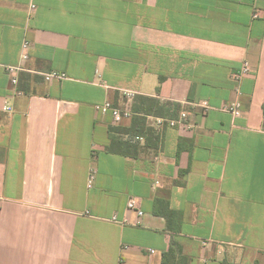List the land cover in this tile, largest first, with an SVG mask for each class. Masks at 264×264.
<instances>
[{
    "label": "crops",
    "instance_id": "obj_1",
    "mask_svg": "<svg viewBox=\"0 0 264 264\" xmlns=\"http://www.w3.org/2000/svg\"><path fill=\"white\" fill-rule=\"evenodd\" d=\"M137 95L186 120L96 109ZM263 116L264 0H0V264H264Z\"/></svg>",
    "mask_w": 264,
    "mask_h": 264
},
{
    "label": "built area",
    "instance_id": "obj_2",
    "mask_svg": "<svg viewBox=\"0 0 264 264\" xmlns=\"http://www.w3.org/2000/svg\"><path fill=\"white\" fill-rule=\"evenodd\" d=\"M28 47H29V43L28 41H24L21 45V60L25 61L28 59ZM21 66H7L6 67V71H8V73H14L16 71L21 70ZM249 64L248 62H244L241 66V68L234 74V81L237 83L240 82V80L249 72ZM44 79L46 81H49L51 79L54 78H60L63 79L65 78V74L61 73V72H57V71H51L48 73H44L43 74ZM12 83L16 84L17 83V78L14 76L11 79ZM130 98H132L133 95L131 94H127ZM203 111H208L211 108L210 103L207 100H201L198 102L197 104ZM96 109L98 112L102 113V114H110L113 121L115 123H120L123 119L125 118H129L132 116V113L130 110L128 109H122L118 106L113 105L109 100H105L103 101L101 104H98L96 106ZM219 109L221 111L230 113L233 117H238L241 115V102L239 100H234V101H230V102H226L223 103ZM186 120V113L185 112H181L179 117L177 118H164V117H155L154 121H155V126L157 128H162L165 126H169V127H175L179 124H182L184 121ZM262 123L264 124V116L262 117ZM264 131V126L263 129ZM94 170H92L89 174V178H88V187H91V184L93 182L94 179ZM127 208L130 210H134L137 212L138 215H142L143 212L139 207L138 201L135 198H130L127 202ZM112 221H116V217L113 216L111 218Z\"/></svg>",
    "mask_w": 264,
    "mask_h": 264
},
{
    "label": "trees",
    "instance_id": "obj_3",
    "mask_svg": "<svg viewBox=\"0 0 264 264\" xmlns=\"http://www.w3.org/2000/svg\"><path fill=\"white\" fill-rule=\"evenodd\" d=\"M128 110L132 113L131 124L127 130L121 129V131L131 138L144 137L148 140L153 137L154 130L147 125V118L149 116L172 118L179 110V106L171 102H161L155 97L137 95L133 98ZM111 140L110 149L114 152L125 154L137 147L135 143L122 140L119 137H112ZM115 146L119 148L115 149Z\"/></svg>",
    "mask_w": 264,
    "mask_h": 264
}]
</instances>
